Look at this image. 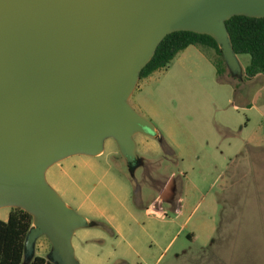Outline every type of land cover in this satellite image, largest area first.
<instances>
[{
  "label": "rangeland",
  "instance_id": "rangeland-1",
  "mask_svg": "<svg viewBox=\"0 0 264 264\" xmlns=\"http://www.w3.org/2000/svg\"><path fill=\"white\" fill-rule=\"evenodd\" d=\"M187 51L128 98L160 131L146 145L133 138V168L107 138L99 155L46 170L67 206L94 223L71 238L79 264H264V73L245 77L250 57L239 54L242 77L222 63L218 75L214 49ZM51 250L45 236L35 240L33 255Z\"/></svg>",
  "mask_w": 264,
  "mask_h": 264
},
{
  "label": "water",
  "instance_id": "water-1",
  "mask_svg": "<svg viewBox=\"0 0 264 264\" xmlns=\"http://www.w3.org/2000/svg\"><path fill=\"white\" fill-rule=\"evenodd\" d=\"M237 15L264 18V0H0V208L32 216L24 259L45 236L54 264H79L71 238L91 223L46 170L99 155L107 138L133 165V136L155 128L128 98L158 44L175 31L209 35L241 77L225 25Z\"/></svg>",
  "mask_w": 264,
  "mask_h": 264
},
{
  "label": "trees",
  "instance_id": "trees-1",
  "mask_svg": "<svg viewBox=\"0 0 264 264\" xmlns=\"http://www.w3.org/2000/svg\"><path fill=\"white\" fill-rule=\"evenodd\" d=\"M225 25L236 56L248 54L250 57L243 75L251 78L264 73V18L237 15L226 20ZM190 45L214 49L221 57V62H213L216 74L222 72L221 63L225 66L226 64L221 50L211 36L190 31H175L161 40L149 62L141 69L139 79L165 68L178 52ZM159 142L166 154L172 152L162 137ZM136 162L130 164V168H133ZM93 224L91 222V225ZM31 227L32 216L28 212L20 208H10L6 220H0V264H21L24 260V243ZM25 260L27 264H54L49 257L38 255H32Z\"/></svg>",
  "mask_w": 264,
  "mask_h": 264
},
{
  "label": "crops",
  "instance_id": "crops-1",
  "mask_svg": "<svg viewBox=\"0 0 264 264\" xmlns=\"http://www.w3.org/2000/svg\"><path fill=\"white\" fill-rule=\"evenodd\" d=\"M191 46H194V45H190V46H188L187 48H185L184 50H182V51H180V52H178V53H181V52H184L183 54L185 55V56H188L187 54L188 53H186V52H189V51H187V50H189V48L191 47ZM196 46V45H195ZM197 48H202L201 46H196ZM198 50V49H197ZM177 53V54H178ZM201 56H203L202 54H204L203 52L201 53L200 51L198 52ZM176 54V55H177ZM182 54V53H181ZM212 63H213V61H212ZM214 65V64H213ZM150 77H151V75H149L148 77H146V78H144L143 80H142V82H141V85L139 86V89H138V93L140 94L144 89H145V87L147 86V80H149L150 79ZM135 109L137 110V111H139V113L141 114V115H143L144 117H146L147 119H153L152 118V116H151V112H150V110H149V108L147 107V106H145L143 103H141V100L138 98L137 100H136V102H135ZM247 125V122L245 123V124H243V126L245 127ZM138 134H142V133H137V134H135L134 136H133V138H135V136H142L141 137V141L142 142H144V145H146L147 143H149L148 141H146V140H150V138L152 137V136H149V135H146V134H142V135H138ZM160 136V131H159V129L158 128H155V134L153 135V138H158ZM136 139V138H135ZM145 146L142 148V150H141V153L143 154V153H145ZM0 210H4V211H0V220H6V218H7V216H8V214H9V212H10V208H7V207H5V208H1Z\"/></svg>",
  "mask_w": 264,
  "mask_h": 264
}]
</instances>
